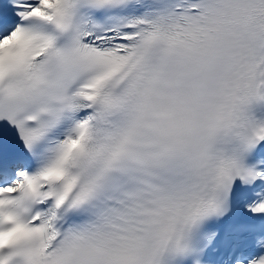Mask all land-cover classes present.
I'll use <instances>...</instances> for the list:
<instances>
[{
	"label": "snow or ice",
	"instance_id": "obj_1",
	"mask_svg": "<svg viewBox=\"0 0 264 264\" xmlns=\"http://www.w3.org/2000/svg\"><path fill=\"white\" fill-rule=\"evenodd\" d=\"M0 264H264V0H0Z\"/></svg>",
	"mask_w": 264,
	"mask_h": 264
}]
</instances>
